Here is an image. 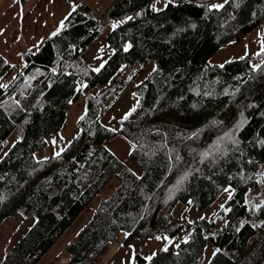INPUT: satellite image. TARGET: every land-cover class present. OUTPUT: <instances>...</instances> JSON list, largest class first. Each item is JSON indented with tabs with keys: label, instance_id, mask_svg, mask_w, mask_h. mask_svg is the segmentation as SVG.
Instances as JSON below:
<instances>
[{
	"label": "trees",
	"instance_id": "trees-1",
	"mask_svg": "<svg viewBox=\"0 0 264 264\" xmlns=\"http://www.w3.org/2000/svg\"><path fill=\"white\" fill-rule=\"evenodd\" d=\"M218 1L115 2L103 13L116 24L105 36L111 53L99 71L86 72L82 86L74 71L98 33L91 31L95 11L83 2L35 53H25L19 73L0 87V142L13 131L19 138L0 158V225L16 212L33 222L0 264H37L106 186L108 196L66 245L64 264H90L120 234L121 246L166 237L151 260L135 254L136 264H201L208 245L214 252L206 264L264 263V204L245 201L264 162V49L255 67L250 54L208 61L239 35L259 25L264 31V0L209 7ZM150 62L149 75L131 87L134 110L116 129L102 125V112L128 85L126 70ZM10 70L0 56V81ZM81 93L85 110L77 135L59 155L36 159ZM117 136L129 143L127 159L139 175L106 148ZM228 187V211L215 213L220 226L204 217L174 220L177 203L204 210Z\"/></svg>",
	"mask_w": 264,
	"mask_h": 264
},
{
	"label": "rangeland",
	"instance_id": "rangeland-1",
	"mask_svg": "<svg viewBox=\"0 0 264 264\" xmlns=\"http://www.w3.org/2000/svg\"><path fill=\"white\" fill-rule=\"evenodd\" d=\"M117 1L119 0H25L24 2L20 0H0V56L11 66L10 72L1 79L0 83L6 85L19 73L26 62L25 53H35L46 39L57 33L64 20L79 6L80 2L85 3L86 6L101 14ZM73 5H76V7L73 8ZM161 5L163 6L162 2L156 6L161 8ZM113 25L116 24L108 23L105 20L103 28L99 30L90 44L80 53V61L84 65L78 66L74 71L77 76L78 86L83 85V77L87 71H96L110 55V50L105 46V36ZM263 49L264 31L259 25L250 33L239 35L237 40L220 47L208 61L210 64H222L227 60L241 58L250 54L251 65L255 67L260 62L259 59H255V56ZM137 69H139V66L135 65L126 70L122 81L128 82V85L102 112L100 116L102 125L112 129L118 128L119 121L134 108L137 97L132 92L131 87L140 83L149 75V72L153 69V64L150 62L144 68H140L138 71ZM133 73L136 76L130 78ZM84 110L85 95L81 93L77 100L67 108L64 124L48 135L46 145L38 150L34 157L41 160L60 153L77 135L79 131L77 120ZM17 139V133L13 131L5 141L0 142V158ZM104 144L115 157L124 162L135 174H140V170L127 159L130 145L122 136L107 140ZM263 174L264 162L258 170L257 187L248 190L245 196V201L253 200L257 208L264 201ZM226 189L227 191L224 190L214 200L212 205L204 210H197L189 201L177 203L173 210L175 221L183 223L204 217L214 220L216 225L220 226L219 224L223 222V219L215 213L221 209V205L229 198V193H231L232 189L229 187ZM109 192V186L104 187L100 195L92 199L37 264H64L68 259V252L65 249L66 245L75 239L78 230L89 220L100 199L106 198ZM32 222L33 218L23 219L16 212L0 225V260ZM185 229H188V227ZM182 236V232L177 233L175 241H179ZM123 237L124 234H120L115 239L108 249L110 252L107 254L104 253L102 248L90 264L94 261L98 264H136L134 261L135 254L139 253L143 257L152 256L166 241V237L163 235L146 240L133 238L121 246V243H118L123 241ZM213 252L214 247L208 245L204 250V258L201 264H206ZM105 255L107 256L105 257Z\"/></svg>",
	"mask_w": 264,
	"mask_h": 264
},
{
	"label": "snow or ice",
	"instance_id": "snow-or-ice-1",
	"mask_svg": "<svg viewBox=\"0 0 264 264\" xmlns=\"http://www.w3.org/2000/svg\"><path fill=\"white\" fill-rule=\"evenodd\" d=\"M166 2H167V0H166ZM221 6H222V5H220V4H211L209 7H210L211 9H219ZM75 7H76V5H73V8H75ZM152 8H153L154 11L157 10L155 4L152 5ZM126 19H127V18H126ZM113 27H115V25H113ZM58 31H59V29H58ZM127 47H128V45H125V49H127ZM96 71H99V68H97ZM0 87H6V85H0ZM132 110H134V108H133ZM132 110H130V111H132ZM127 115H128V114H126V116H127ZM18 139H19V138H18ZM260 143L264 144V141H261ZM56 155H59V153H56ZM225 191H227V189H225ZM229 197H231V193H229ZM261 203L264 204V201H262ZM258 207H259V206H258ZM221 208H222L225 212L228 211V209L224 208L223 205H221ZM242 223H243V222H242ZM262 223H264V222H262ZM185 239H187V237H186ZM165 250H166V248H165ZM153 255H155V253H153ZM151 258H152L151 256L145 257L146 260H151Z\"/></svg>",
	"mask_w": 264,
	"mask_h": 264
},
{
	"label": "crops",
	"instance_id": "crops-1",
	"mask_svg": "<svg viewBox=\"0 0 264 264\" xmlns=\"http://www.w3.org/2000/svg\"><path fill=\"white\" fill-rule=\"evenodd\" d=\"M226 0H219L218 2H217V4H223L224 2H225ZM175 220V219H174ZM115 241V240H114ZM113 241V242H114ZM113 242H110V243H107L106 245H105V247L102 249V250H104V253L105 254H107L108 252H110V251H108V249H109V247H110V245L113 243ZM121 243V241L118 243V244H120ZM165 244H166V242H165ZM164 244V245H165ZM170 245H172L171 243L170 244H167L166 246H170ZM117 246V245H116ZM115 246V247H116ZM104 255V254H103ZM107 255H105V257H106ZM103 262V261H102ZM92 264H98L96 261H94Z\"/></svg>",
	"mask_w": 264,
	"mask_h": 264
}]
</instances>
